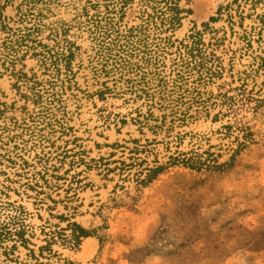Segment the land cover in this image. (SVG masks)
Segmentation results:
<instances>
[{
	"label": "rangeland",
	"instance_id": "1",
	"mask_svg": "<svg viewBox=\"0 0 264 264\" xmlns=\"http://www.w3.org/2000/svg\"><path fill=\"white\" fill-rule=\"evenodd\" d=\"M0 264H264V0H0Z\"/></svg>",
	"mask_w": 264,
	"mask_h": 264
},
{
	"label": "trees",
	"instance_id": "2",
	"mask_svg": "<svg viewBox=\"0 0 264 264\" xmlns=\"http://www.w3.org/2000/svg\"><path fill=\"white\" fill-rule=\"evenodd\" d=\"M189 166H191V167H195V165H193V164H192V165H189ZM154 173H155V171H154Z\"/></svg>",
	"mask_w": 264,
	"mask_h": 264
}]
</instances>
